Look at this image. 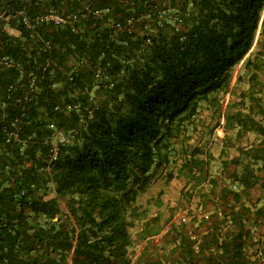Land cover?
I'll list each match as a JSON object with an SVG mask.
<instances>
[{"label": "trees", "instance_id": "obj_1", "mask_svg": "<svg viewBox=\"0 0 264 264\" xmlns=\"http://www.w3.org/2000/svg\"><path fill=\"white\" fill-rule=\"evenodd\" d=\"M48 9L75 14V30L22 20ZM242 60L246 77L232 84ZM31 70L37 88L15 102ZM260 75L264 0H0V264H129L131 228L140 222L146 237L170 220L149 210L162 189L151 201L140 195L176 177L185 199L195 188V207L144 264H264ZM21 110L23 149L4 132ZM219 125L237 154L205 177ZM199 127L207 137L192 144ZM57 129L73 133L49 161Z\"/></svg>", "mask_w": 264, "mask_h": 264}, {"label": "rangeland", "instance_id": "obj_2", "mask_svg": "<svg viewBox=\"0 0 264 264\" xmlns=\"http://www.w3.org/2000/svg\"><path fill=\"white\" fill-rule=\"evenodd\" d=\"M247 72L248 70L243 67V60L240 61L236 66H234L232 70L233 75H232L231 83L233 84L238 74H241V76L245 78ZM260 80L264 82V75H260ZM240 86L246 87V82L241 80ZM228 98H229V95L228 93H226L222 99V106L226 104V102L228 101ZM209 116H210L209 111L207 110L202 111L201 119H203L206 122L211 121V118ZM222 123H223V120L221 119L219 124H222ZM198 129H194L193 131L190 132L191 137H190L189 142L192 144L196 143L198 139L200 141H203L207 137V135L204 134L205 131L202 132L201 127H199ZM223 135H224L223 129L221 125H219L213 130L211 135L208 136L209 141L206 144L205 148L208 150V153H210L211 159L209 161V165H207V162L205 163V166H204L205 177H207L209 173L213 175H219V172L221 169V165H220L221 158L222 157L230 158L237 154V151L235 150L233 146L224 147V145H222ZM179 143L180 142L177 141L174 144L175 149L179 148L180 146ZM184 180L185 179L182 177H176L172 179L170 182L164 183L162 178L157 179V181L146 192L142 193L139 197L140 202H145V200L151 201L154 199L159 189L163 190V195L160 198V201L162 199V205L158 207L156 204H153L152 201L149 205L150 213H159V216L161 218V223H163L164 219L170 215V220L165 222L162 228L160 229V231L158 232V234H160L161 237L164 234L163 230L167 229L171 222L174 221L176 222V224H178L182 218L187 219L188 218L186 216L187 209L189 208L194 209L195 207V202L197 200L196 197H193L195 188H192L193 190L192 196L189 199H185V195H184L185 186H183ZM141 227H142V224L139 222L130 230L131 235L135 240L133 246L130 248V251H129V258L131 261H132L131 258L133 254L135 255L136 250H139L140 249L139 247L141 245L143 246V243H144L143 241H148L151 239V237L156 236V233L148 235L146 237L139 236L140 234L139 230ZM137 257H136V260H137ZM142 262H144V260Z\"/></svg>", "mask_w": 264, "mask_h": 264}, {"label": "built area", "instance_id": "obj_3", "mask_svg": "<svg viewBox=\"0 0 264 264\" xmlns=\"http://www.w3.org/2000/svg\"><path fill=\"white\" fill-rule=\"evenodd\" d=\"M21 11H19L20 13ZM96 13H98V11H95ZM6 13V12H5ZM76 15L75 14H70V15H63L61 13H59L56 10L53 9H48L42 13H39L38 15H36L33 19H32V24L29 22L28 18L25 16H22V20L23 22L29 27L34 26V24H40V23H53L56 25H63V24H70L71 25V30H75V24L73 23V20H75ZM5 29L8 30V26H5ZM30 35H34V32H30ZM42 50L49 52L50 50V43L48 40H42ZM50 62V57L47 56L45 62L41 65L40 70L44 71L45 69L49 68L51 65ZM80 63H72L69 67V78L70 74L72 72H75L78 67H79ZM22 74V72L20 73V75ZM94 77L97 79L101 77V73L99 70H95L94 72ZM68 78V77H67ZM39 77L38 75L34 72V71H30L29 72V77H28V82H27V86H28V91L21 97L17 94V96H15V102H27L32 95V92L37 88V81H38ZM54 84H52L53 86ZM16 86L12 83L9 85V89H13L15 90ZM12 93V92H11ZM23 114V111L21 110V112L17 115H15V117L10 120L9 122V127L7 129L4 130L5 132V138L6 141H16L19 142L20 145V149H23V147L25 146V144L27 142H29L28 138H22L20 135V132L18 131V127H19V123H20V119H21V115ZM72 132H65L62 129H57L55 131V133L52 135L53 137V141L51 142L53 145H51L50 148V154L48 155V160L52 161L56 158V150H57V143H66L68 142V140L72 137ZM47 140V139H46ZM28 164V163H26ZM166 230V229H165Z\"/></svg>", "mask_w": 264, "mask_h": 264}, {"label": "crops", "instance_id": "obj_4", "mask_svg": "<svg viewBox=\"0 0 264 264\" xmlns=\"http://www.w3.org/2000/svg\"><path fill=\"white\" fill-rule=\"evenodd\" d=\"M165 230H163V233ZM155 237V238H154ZM151 237L148 241H143V246L141 245L139 250H136L135 255L132 256V261L130 260L129 264H144L141 260L143 259L144 255H152L151 253H156L154 249L158 250L160 252L161 249H159V246L162 245V239L160 234L156 233V236ZM144 250V251H143ZM153 254V255H154ZM138 255V257H137ZM156 255V254H155ZM137 257V260H136Z\"/></svg>", "mask_w": 264, "mask_h": 264}, {"label": "water", "instance_id": "obj_5", "mask_svg": "<svg viewBox=\"0 0 264 264\" xmlns=\"http://www.w3.org/2000/svg\"><path fill=\"white\" fill-rule=\"evenodd\" d=\"M6 12V11H5Z\"/></svg>", "mask_w": 264, "mask_h": 264}]
</instances>
